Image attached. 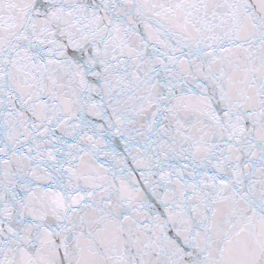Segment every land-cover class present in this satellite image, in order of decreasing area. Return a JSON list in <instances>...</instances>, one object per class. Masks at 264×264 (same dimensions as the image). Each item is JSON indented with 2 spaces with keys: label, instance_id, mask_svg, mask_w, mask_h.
<instances>
[{
  "label": "snow or ice",
  "instance_id": "1",
  "mask_svg": "<svg viewBox=\"0 0 264 264\" xmlns=\"http://www.w3.org/2000/svg\"><path fill=\"white\" fill-rule=\"evenodd\" d=\"M0 264H264V0H0Z\"/></svg>",
  "mask_w": 264,
  "mask_h": 264
}]
</instances>
